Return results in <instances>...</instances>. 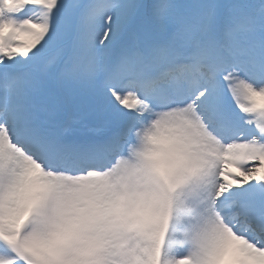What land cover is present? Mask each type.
I'll use <instances>...</instances> for the list:
<instances>
[{"label": "snow or ice", "instance_id": "1", "mask_svg": "<svg viewBox=\"0 0 264 264\" xmlns=\"http://www.w3.org/2000/svg\"><path fill=\"white\" fill-rule=\"evenodd\" d=\"M0 264H264V0H0Z\"/></svg>", "mask_w": 264, "mask_h": 264}]
</instances>
